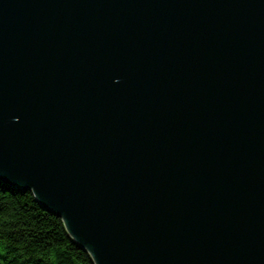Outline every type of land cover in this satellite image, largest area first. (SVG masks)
Returning a JSON list of instances; mask_svg holds the SVG:
<instances>
[{"label":"water","instance_id":"1","mask_svg":"<svg viewBox=\"0 0 264 264\" xmlns=\"http://www.w3.org/2000/svg\"><path fill=\"white\" fill-rule=\"evenodd\" d=\"M0 181L95 264H264V0H0Z\"/></svg>","mask_w":264,"mask_h":264},{"label":"trees","instance_id":"2","mask_svg":"<svg viewBox=\"0 0 264 264\" xmlns=\"http://www.w3.org/2000/svg\"><path fill=\"white\" fill-rule=\"evenodd\" d=\"M0 264H95L31 190L0 181Z\"/></svg>","mask_w":264,"mask_h":264}]
</instances>
